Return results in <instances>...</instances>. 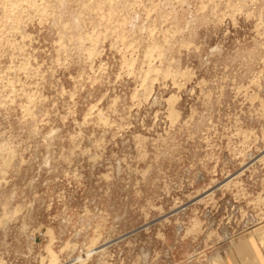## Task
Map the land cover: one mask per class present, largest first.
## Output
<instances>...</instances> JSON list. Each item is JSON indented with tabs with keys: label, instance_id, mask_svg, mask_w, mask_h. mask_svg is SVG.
Segmentation results:
<instances>
[{
	"label": "rangeland",
	"instance_id": "rangeland-1",
	"mask_svg": "<svg viewBox=\"0 0 264 264\" xmlns=\"http://www.w3.org/2000/svg\"><path fill=\"white\" fill-rule=\"evenodd\" d=\"M264 224V0H0V264H218Z\"/></svg>",
	"mask_w": 264,
	"mask_h": 264
},
{
	"label": "crops",
	"instance_id": "crops-1",
	"mask_svg": "<svg viewBox=\"0 0 264 264\" xmlns=\"http://www.w3.org/2000/svg\"><path fill=\"white\" fill-rule=\"evenodd\" d=\"M218 264H264V224L228 246Z\"/></svg>",
	"mask_w": 264,
	"mask_h": 264
}]
</instances>
